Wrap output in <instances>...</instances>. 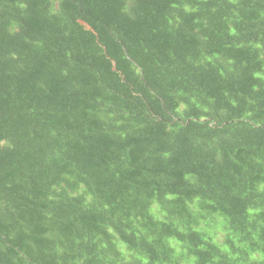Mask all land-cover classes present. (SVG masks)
I'll return each mask as SVG.
<instances>
[{
    "label": "trees",
    "instance_id": "obj_1",
    "mask_svg": "<svg viewBox=\"0 0 264 264\" xmlns=\"http://www.w3.org/2000/svg\"><path fill=\"white\" fill-rule=\"evenodd\" d=\"M0 264H264V0H0Z\"/></svg>",
    "mask_w": 264,
    "mask_h": 264
}]
</instances>
